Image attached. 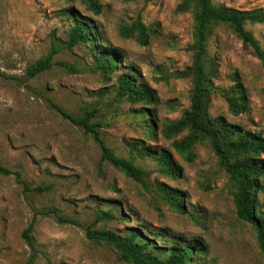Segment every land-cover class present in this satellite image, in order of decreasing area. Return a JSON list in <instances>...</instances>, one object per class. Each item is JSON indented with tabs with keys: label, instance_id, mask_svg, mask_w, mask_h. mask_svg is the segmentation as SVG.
<instances>
[{
	"label": "rangeland",
	"instance_id": "374dc122",
	"mask_svg": "<svg viewBox=\"0 0 264 264\" xmlns=\"http://www.w3.org/2000/svg\"><path fill=\"white\" fill-rule=\"evenodd\" d=\"M237 9H264V0H214ZM95 14L83 0H0V264H131L109 245L90 240L84 228L126 235L139 229L164 258L173 243L201 240L206 252L188 264H264L255 229L236 217V188L208 140L189 149L175 143L190 131L166 135L165 126L190 109L192 81L178 76L193 60L195 7L187 0H100ZM76 20L87 21L94 41L70 46ZM141 21L152 32L147 45L119 34ZM264 48V23H246ZM52 52V65L34 77L27 67ZM117 66L106 71L102 55ZM212 89L207 117H223L264 136V63L224 23L207 41ZM98 59V60H97ZM131 73L148 83L157 101L142 105L117 95V77ZM244 95L233 114L226 97ZM81 115L94 110L106 143L148 175L139 181L100 162L91 135L50 105ZM138 143L136 149L130 144ZM165 149L179 175L155 151ZM264 185V176L261 177ZM264 213V190L256 192ZM180 200L184 212L173 203ZM33 224L31 249L22 232ZM144 240V239H143Z\"/></svg>",
	"mask_w": 264,
	"mask_h": 264
},
{
	"label": "trees",
	"instance_id": "16d2710c",
	"mask_svg": "<svg viewBox=\"0 0 264 264\" xmlns=\"http://www.w3.org/2000/svg\"><path fill=\"white\" fill-rule=\"evenodd\" d=\"M90 11L99 14L102 10L100 0H83ZM190 6L195 7V29L193 42L190 49L193 51V60L190 66L183 71H178V76L190 77L192 81V95L190 109L183 117L175 122L169 123L164 128L166 135L178 134L185 128L190 133L175 143L177 148L189 149L196 139L208 140L213 151L219 158L229 178L232 180L236 193L234 194V206L236 217L250 224L256 232L258 246L264 257V213H257L256 192L264 190L261 177L264 176V136L261 132L245 130L240 125L228 122L225 118L207 117L204 106L212 89L211 79L206 69L208 61L207 41L212 29L219 23L229 25L236 35L251 48L255 57L264 63V48L245 27L246 23H264V9H237L218 5L214 0H187ZM151 30L141 21L137 20L131 25L121 24L119 34L125 38H132L141 45H147ZM94 41L91 25L84 20H76L69 33L68 43L70 46L80 42ZM102 55L98 59L103 60L102 68L112 70L117 66L115 58ZM97 59V60H98ZM52 65V52L44 58L38 59L27 67V76L34 77ZM0 76L6 77L0 72ZM117 95L125 97L132 103L142 105L153 104L157 101V93L148 83L137 81L129 72H123L117 77ZM228 108L233 114L242 112L245 108L246 98L244 95L226 97ZM58 113L73 124L79 126L85 134H89L100 148V162L107 161L116 168L123 170L136 180H143L148 173L137 166L132 160L119 156L106 143L100 130L101 124L93 122L95 111L85 110L81 115L68 112L57 104L50 102ZM131 149L138 148V143L129 145ZM158 159L172 175H179V169L169 151L161 149L155 151ZM18 172L11 171L0 164V174L8 175ZM173 205L180 212H184V206L180 200ZM85 235L90 240L103 242L112 247L120 258L131 264H188L198 260L200 254H204L207 245L201 240L189 241L182 244L173 243L164 258L154 255L150 248L155 247L154 240L143 236L137 229H131L126 235H122L110 229L96 228L93 224L84 228ZM31 223L23 230L22 236L31 249H34L31 233ZM144 239V240H143ZM32 257L24 264H31Z\"/></svg>",
	"mask_w": 264,
	"mask_h": 264
}]
</instances>
